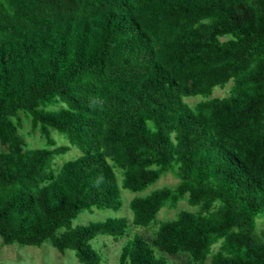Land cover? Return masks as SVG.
<instances>
[{"label":"trees","instance_id":"trees-1","mask_svg":"<svg viewBox=\"0 0 264 264\" xmlns=\"http://www.w3.org/2000/svg\"><path fill=\"white\" fill-rule=\"evenodd\" d=\"M232 83L229 95L212 97ZM202 99L190 105L186 99ZM59 109H51L53 106ZM20 114L48 148L26 149ZM52 129L69 145L57 146ZM76 148L80 156L56 165ZM172 172L179 183L129 204ZM264 0H0V237L105 264H264ZM215 247L217 249H215ZM3 264V263H2Z\"/></svg>","mask_w":264,"mask_h":264},{"label":"rangeland","instance_id":"rangeland-1","mask_svg":"<svg viewBox=\"0 0 264 264\" xmlns=\"http://www.w3.org/2000/svg\"><path fill=\"white\" fill-rule=\"evenodd\" d=\"M232 83L227 85L224 89L216 88L212 97H226L229 95ZM202 97L186 99L190 105L198 103ZM58 106H53L51 109H59ZM23 121V128L20 130L25 138L26 149H41L48 148L46 138L41 134L40 129L33 130L31 124V117L25 114H20ZM52 137L57 141V146L69 145L66 137L58 131L52 129ZM80 156V152L76 148H72L67 154L58 156L56 158V165L61 167L69 160L76 159ZM179 183L178 177L168 172L161 176L159 181L149 188L144 193H131L127 190L123 191L124 208L119 213L112 211H95L94 213H83L76 224H87L91 221L102 220L110 216H124L127 217L130 223L129 236L140 234L146 239L154 238L158 226L163 221H171L176 219L181 210H188L196 212L197 208L192 207L188 202V197L182 199L176 205H167L158 214L156 221L147 228L136 227L132 225V212L130 210V201L138 196L149 193L153 189L158 188H173ZM259 234L264 238V216L259 220L258 226ZM127 237L121 240H114L110 237H101L94 242L95 246L102 251L106 256L105 264H116L121 252L122 245L126 242ZM215 249H217L215 247ZM157 256H163L168 261L177 264H191L187 255L169 256L165 253L156 251ZM80 264L72 251L66 253L58 252L50 242L44 243L41 247L20 246L18 244L5 245L0 237V264Z\"/></svg>","mask_w":264,"mask_h":264}]
</instances>
